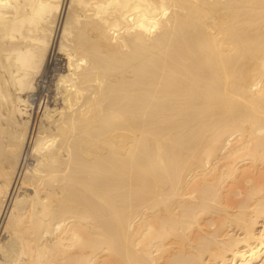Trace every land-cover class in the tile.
<instances>
[{
	"label": "bare ground",
	"instance_id": "6f19581e",
	"mask_svg": "<svg viewBox=\"0 0 264 264\" xmlns=\"http://www.w3.org/2000/svg\"><path fill=\"white\" fill-rule=\"evenodd\" d=\"M0 264H264V0H0Z\"/></svg>",
	"mask_w": 264,
	"mask_h": 264
},
{
	"label": "built area",
	"instance_id": "2783aa9c",
	"mask_svg": "<svg viewBox=\"0 0 264 264\" xmlns=\"http://www.w3.org/2000/svg\"><path fill=\"white\" fill-rule=\"evenodd\" d=\"M50 97V96H49Z\"/></svg>",
	"mask_w": 264,
	"mask_h": 264
},
{
	"label": "rangeland",
	"instance_id": "374dc122",
	"mask_svg": "<svg viewBox=\"0 0 264 264\" xmlns=\"http://www.w3.org/2000/svg\"><path fill=\"white\" fill-rule=\"evenodd\" d=\"M64 64V63H63Z\"/></svg>",
	"mask_w": 264,
	"mask_h": 264
}]
</instances>
